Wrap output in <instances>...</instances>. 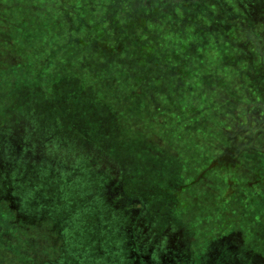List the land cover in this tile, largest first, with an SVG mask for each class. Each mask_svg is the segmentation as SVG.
Returning a JSON list of instances; mask_svg holds the SVG:
<instances>
[{"label": "rangeland", "instance_id": "374dc122", "mask_svg": "<svg viewBox=\"0 0 264 264\" xmlns=\"http://www.w3.org/2000/svg\"><path fill=\"white\" fill-rule=\"evenodd\" d=\"M232 4L218 25L199 0L195 21L143 0H0V250L264 264V0L253 18Z\"/></svg>", "mask_w": 264, "mask_h": 264}, {"label": "trees", "instance_id": "16d2710c", "mask_svg": "<svg viewBox=\"0 0 264 264\" xmlns=\"http://www.w3.org/2000/svg\"><path fill=\"white\" fill-rule=\"evenodd\" d=\"M143 1L146 4L152 3V6L154 7L155 5H158L163 15L173 11L174 9H177L178 11H182L185 17L191 14L192 15L191 21H195L196 19L194 16H197L199 13L198 19L210 17L218 25H220L219 17L224 16L225 20H223V22H226V16L228 14L232 15L231 11L234 9L232 0H199V3L201 4L202 7L198 10V13L194 9L188 7L189 4L191 2L194 3L195 0H146V1L143 0ZM237 1L238 3L241 4V6H244V8L247 10V15L249 16V18H253L255 16L256 4L258 3L259 0H235L236 3ZM180 4L182 5V7L175 8L176 6H180ZM217 4L220 6V8L217 7ZM86 170L90 171V169H86ZM94 174H95L94 172L91 174L89 172L88 173L83 172L82 178L88 179V182L92 183L95 188L99 185L100 179L97 178L98 175L94 178ZM75 193L72 194L75 195ZM12 259H13L12 255L10 253L4 250H0V264H17Z\"/></svg>", "mask_w": 264, "mask_h": 264}, {"label": "flooded vegetation", "instance_id": "af4514ba", "mask_svg": "<svg viewBox=\"0 0 264 264\" xmlns=\"http://www.w3.org/2000/svg\"><path fill=\"white\" fill-rule=\"evenodd\" d=\"M169 259V258H168Z\"/></svg>", "mask_w": 264, "mask_h": 264}]
</instances>
